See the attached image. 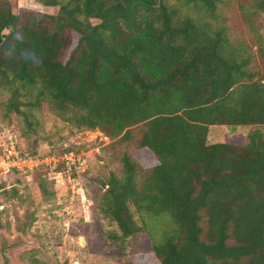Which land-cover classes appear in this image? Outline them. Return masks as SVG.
I'll return each instance as SVG.
<instances>
[{"label": "trees", "instance_id": "obj_1", "mask_svg": "<svg viewBox=\"0 0 264 264\" xmlns=\"http://www.w3.org/2000/svg\"><path fill=\"white\" fill-rule=\"evenodd\" d=\"M36 1L58 11L0 0L2 116L18 115L25 136L51 113L59 131L124 144L142 127L137 146L155 164L125 151L97 185L108 237L148 232L156 264H264V71L220 24L226 0ZM242 10L255 30L264 0ZM216 125L251 129L242 144L210 142Z\"/></svg>", "mask_w": 264, "mask_h": 264}, {"label": "rangeland", "instance_id": "obj_2", "mask_svg": "<svg viewBox=\"0 0 264 264\" xmlns=\"http://www.w3.org/2000/svg\"><path fill=\"white\" fill-rule=\"evenodd\" d=\"M10 1L16 12L26 8L39 13L58 11L36 0ZM252 1L226 0L220 6V24L251 46V66L263 72L264 12L254 19L255 30L243 18V6ZM255 33L262 36L263 53ZM5 99L6 95H0V153L12 136L21 150L47 157L48 163L33 171L14 172L0 182V264H123L129 256L138 264H156L149 233H139L123 245L111 240L108 232L114 227L103 219L96 203L98 182L121 172L123 152H129L141 167L155 164L156 157L137 146L142 127L132 142L124 144L99 129L59 131L56 126H63L62 121L45 113L40 116L39 136H25L18 115L2 116ZM250 129L216 125L210 142L242 144Z\"/></svg>", "mask_w": 264, "mask_h": 264}, {"label": "built area", "instance_id": "obj_3", "mask_svg": "<svg viewBox=\"0 0 264 264\" xmlns=\"http://www.w3.org/2000/svg\"><path fill=\"white\" fill-rule=\"evenodd\" d=\"M53 158L51 161H54ZM46 157H31L24 154L19 147L17 140L12 136L3 144L0 153V182L8 178L9 174L18 172L33 171L41 164L48 163Z\"/></svg>", "mask_w": 264, "mask_h": 264}]
</instances>
